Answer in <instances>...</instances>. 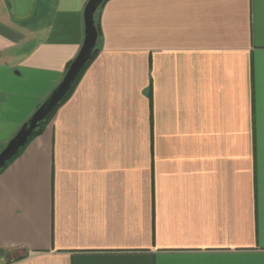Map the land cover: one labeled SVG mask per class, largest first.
<instances>
[{"label": "crops", "instance_id": "1", "mask_svg": "<svg viewBox=\"0 0 264 264\" xmlns=\"http://www.w3.org/2000/svg\"><path fill=\"white\" fill-rule=\"evenodd\" d=\"M88 0H0V151L62 80ZM97 54L0 171V264H264V0H105Z\"/></svg>", "mask_w": 264, "mask_h": 264}, {"label": "water", "instance_id": "2", "mask_svg": "<svg viewBox=\"0 0 264 264\" xmlns=\"http://www.w3.org/2000/svg\"><path fill=\"white\" fill-rule=\"evenodd\" d=\"M102 2L103 0H88L84 9V40L77 55L70 62L59 84L1 149L0 169L18 152L26 143L27 139L33 134L34 130L42 124L49 113L57 106L59 101L71 88L81 69L90 59L98 35L94 16L97 8Z\"/></svg>", "mask_w": 264, "mask_h": 264}, {"label": "trees", "instance_id": "3", "mask_svg": "<svg viewBox=\"0 0 264 264\" xmlns=\"http://www.w3.org/2000/svg\"><path fill=\"white\" fill-rule=\"evenodd\" d=\"M105 0H103L104 2ZM102 2V3H103ZM102 3L100 5H102ZM95 17V16H94ZM95 19V18H94ZM95 24H96V28H97V34L99 35L100 34V24H99V21L95 19ZM97 35V36H98ZM97 47L95 46L93 52H92V55L90 57V59L87 61V63L84 65V67L81 69V71L79 72V74L77 75L74 83L72 84L71 88L68 90V92L65 94V96L59 101V103L57 104V106L49 113V115L45 118V120L42 122V124L37 127L33 134L27 139L26 143L18 150V152L10 159L6 162V164L0 169V171H2L22 150L23 148L35 137L37 136L38 134H40L45 126L46 123L49 122V120L52 118L53 114L55 113L56 109L61 105L63 104L66 99L71 95L74 87L76 86L78 80L80 79L82 73L84 72V70L86 69V67L89 65V63L91 62V60L95 57V55L97 54ZM69 66V64H68Z\"/></svg>", "mask_w": 264, "mask_h": 264}]
</instances>
